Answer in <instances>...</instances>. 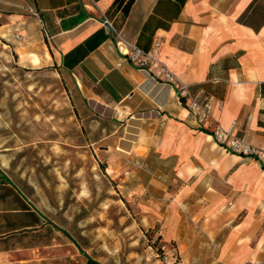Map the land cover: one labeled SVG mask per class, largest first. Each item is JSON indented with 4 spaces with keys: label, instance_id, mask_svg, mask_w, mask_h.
<instances>
[{
    "label": "crops",
    "instance_id": "obj_1",
    "mask_svg": "<svg viewBox=\"0 0 264 264\" xmlns=\"http://www.w3.org/2000/svg\"><path fill=\"white\" fill-rule=\"evenodd\" d=\"M105 15L144 50L158 42L161 62L212 100V115L198 122L173 85L126 60ZM0 37L75 77L99 140L126 120L114 170L130 174L144 230L179 264H264V169L212 133L237 120L264 148V0H0Z\"/></svg>",
    "mask_w": 264,
    "mask_h": 264
},
{
    "label": "rangeland",
    "instance_id": "obj_2",
    "mask_svg": "<svg viewBox=\"0 0 264 264\" xmlns=\"http://www.w3.org/2000/svg\"><path fill=\"white\" fill-rule=\"evenodd\" d=\"M6 43L0 37V175L7 177L0 192L15 191L0 199V209L26 203L44 224L10 232L21 213L10 220L0 212V264H89V256L103 264H154L149 244L159 240L144 230L136 189L122 180L130 174L114 170L126 120L107 125L117 132L99 140L103 124L75 77L26 61L23 49Z\"/></svg>",
    "mask_w": 264,
    "mask_h": 264
},
{
    "label": "built area",
    "instance_id": "obj_3",
    "mask_svg": "<svg viewBox=\"0 0 264 264\" xmlns=\"http://www.w3.org/2000/svg\"><path fill=\"white\" fill-rule=\"evenodd\" d=\"M102 23L106 32L114 38L124 58L157 80L173 85L179 99L186 102L191 114L198 122L203 123L212 115V100L209 97L191 95L188 85L180 81L166 63L161 62L158 42H155L150 50H144L130 40L121 29H118L110 17L105 15ZM16 38L21 39L22 35L17 33ZM236 128L237 120H233L228 127L217 124L212 133L216 141L227 151L254 159L264 169V148L254 145L245 136L238 134ZM147 259L154 261V264H179L180 261L175 248L160 240L156 244L154 242L149 244Z\"/></svg>",
    "mask_w": 264,
    "mask_h": 264
},
{
    "label": "trees",
    "instance_id": "obj_4",
    "mask_svg": "<svg viewBox=\"0 0 264 264\" xmlns=\"http://www.w3.org/2000/svg\"><path fill=\"white\" fill-rule=\"evenodd\" d=\"M7 177L1 173L0 175V185H4L7 181ZM4 191L0 192V199L8 200L11 197V194L15 191L14 188L11 187H4ZM17 209V208H15ZM4 212V216L8 217L11 220V214L12 212H20L21 213V222H18V220L11 221V226L8 231L10 232H18L20 230L24 229H30V228H36L38 226H42L44 222L42 221V218L37 215L36 211L31 209L28 204L24 203V207L21 209H17L16 211H2ZM88 263L89 264H103L92 257H88Z\"/></svg>",
    "mask_w": 264,
    "mask_h": 264
}]
</instances>
